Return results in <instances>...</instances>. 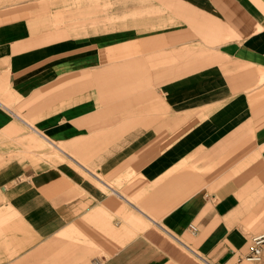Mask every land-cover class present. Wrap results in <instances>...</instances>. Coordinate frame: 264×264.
<instances>
[{"label": "crops", "instance_id": "crops-1", "mask_svg": "<svg viewBox=\"0 0 264 264\" xmlns=\"http://www.w3.org/2000/svg\"><path fill=\"white\" fill-rule=\"evenodd\" d=\"M0 138L6 264H234L264 233V0H0Z\"/></svg>", "mask_w": 264, "mask_h": 264}, {"label": "rangeland", "instance_id": "rangeland-1", "mask_svg": "<svg viewBox=\"0 0 264 264\" xmlns=\"http://www.w3.org/2000/svg\"><path fill=\"white\" fill-rule=\"evenodd\" d=\"M18 148V147H16ZM14 144L10 141L8 142L6 138H0V162L5 161L6 152L8 150H13ZM0 264H6L9 256L13 255V251L7 250V238L8 232H10L9 228H12V222L14 221L13 215L9 214L8 207H6L3 198L1 197L0 192ZM5 219L7 221H5ZM11 221V222H10ZM12 236V235H11Z\"/></svg>", "mask_w": 264, "mask_h": 264}, {"label": "built area", "instance_id": "built-area-1", "mask_svg": "<svg viewBox=\"0 0 264 264\" xmlns=\"http://www.w3.org/2000/svg\"><path fill=\"white\" fill-rule=\"evenodd\" d=\"M264 249V233H257L250 237V245L247 252L239 256L238 260L234 264H241L242 261L249 263H257L262 259V252ZM92 264H105L104 258L95 257L92 260Z\"/></svg>", "mask_w": 264, "mask_h": 264}]
</instances>
